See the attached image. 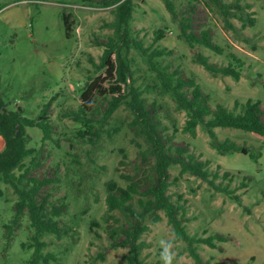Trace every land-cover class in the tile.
Instances as JSON below:
<instances>
[{
  "label": "rangeland",
  "instance_id": "obj_1",
  "mask_svg": "<svg viewBox=\"0 0 264 264\" xmlns=\"http://www.w3.org/2000/svg\"><path fill=\"white\" fill-rule=\"evenodd\" d=\"M179 18H189L196 36L208 31L211 43L222 50L213 51L195 46L190 48L178 39L179 26L166 10L162 0H132L134 35L147 47H159L170 55L159 59L162 68L178 70L186 79H193L207 98L210 109L217 106L233 108L234 102H259L264 122V0H220L241 7L239 13L252 24L242 27V21L225 19L211 0H171ZM70 5V6H69ZM112 7L96 2L83 4L73 0H0V97L7 110L21 107L24 116L34 119L45 104L50 106L47 118L52 126V139L44 144L38 156L39 167L31 172L36 179H49L40 197H47L50 205L63 204L59 217L62 226L71 229L68 236L57 239L45 235L44 254L52 258L47 264H127L124 256L129 247H115L124 239L131 218L118 211L108 213L106 186L114 182L125 188L138 183L139 192L154 181V158L149 154L145 138L132 128L131 112L121 105L104 122L100 136L94 143L78 136L82 125L67 114L82 108L81 94L99 78L105 69L98 68L107 37L112 34L106 24L112 21ZM68 15V24L65 16ZM72 18V19H71ZM162 30L164 38L154 43V32ZM124 53V52H123ZM208 57L215 66H226L229 54L241 62L239 81L231 77L211 75L195 57ZM133 84L143 95L151 119L157 124L158 134L166 149L186 148L189 154L207 161L212 173H218L216 184L234 192L233 199L214 191L207 182L185 174L178 177L179 166L168 169L167 194L175 201L182 197L185 207L187 233L200 238L218 235L225 239L211 249L197 245L201 264H264V137L231 128H216L219 141L229 139L243 146L255 156L232 153L221 156L209 146L203 126L196 129V137L181 133L186 116L177 109L172 96L159 88L155 75L145 59L135 50L127 53ZM99 83V82H98ZM113 81L99 83L107 90ZM124 86H122L123 88ZM110 94L96 89L89 97L86 116L101 120ZM31 137L29 148L40 149L41 132L27 129ZM4 143L0 137V152ZM29 158L25 164H29ZM227 174L226 178L222 175ZM135 199L132 204L136 206ZM17 201L12 188L0 177V264H30L32 229L27 213L6 237ZM158 223L149 216L148 227L141 240L147 244L141 261L161 264L159 241L172 239V229L162 211ZM111 232H116L112 237ZM174 264H195L187 251V244L176 242ZM43 264V263H41Z\"/></svg>",
  "mask_w": 264,
  "mask_h": 264
},
{
  "label": "trees",
  "instance_id": "obj_2",
  "mask_svg": "<svg viewBox=\"0 0 264 264\" xmlns=\"http://www.w3.org/2000/svg\"><path fill=\"white\" fill-rule=\"evenodd\" d=\"M73 1H79L83 4L96 2L104 7H112L113 19L106 24L112 34L107 37L98 64V68L105 69V77L102 81L97 78L91 83L81 94L82 108H79L75 113L67 114V116L82 125L83 130L78 131V136L87 137L88 143H94V139L100 136L99 129L105 124L104 122L111 117L119 106L124 105L133 116L130 126L136 128L137 135L145 138L150 147L149 154L154 158L155 181L145 191L139 192V185L135 182H131L125 188L117 186L114 182H109L106 186V211L108 213L118 211L132 219L128 227L121 230L124 239L113 246L129 247L128 254L124 256L127 264H144L140 258L143 249L147 248V244L141 240L142 235L148 230L145 220L149 216H153V222L158 223L161 217L156 212L162 211L167 224L172 229L173 240L186 243L188 254L194 263L201 264L202 259L197 252V245H205L214 249L215 243H222L225 239L218 235L200 238L187 233L182 197L178 196L175 201H172L167 194L169 188L168 169L177 165L179 166L178 177L185 174L197 177L207 182L214 191L224 193L236 200L239 198L234 196V192L231 190L216 184L219 174L210 171L207 161H202L189 154L183 147H174L173 153H170V148H165V144L158 134L157 124L152 121L151 113L145 105L143 93L133 84L127 53L130 50H135L145 59L149 70L155 75L160 90L169 93L176 103L177 109L185 113L186 119L181 128V133L195 138L197 127L203 126L209 138V146L221 156L241 153L255 159V156L243 146H238L229 139L219 141L215 129L231 128L264 137V122L262 121L260 103L253 101L234 102L232 109L223 106H217L215 110L210 109L206 96L193 79L183 78L178 70L170 72L161 67L158 60L170 55V51L157 46L147 47L134 35L131 27L134 9L132 0ZM162 1L172 19L178 23V39H184L190 48L200 46L218 55L223 53L218 46L211 43L208 31H201L200 35L196 36L191 29L190 19L179 18L171 0ZM211 2L218 8L225 19V25L229 29H233L227 20L229 17L241 20L242 27L254 22L249 16L245 21L242 15L236 13L241 10L238 3L227 4L220 0H211ZM65 19V23L68 24L69 16L66 15ZM163 38L164 32L162 30L154 32L155 44ZM228 58L230 62L226 66H215L209 62L208 57L201 54H198L194 61L211 75L231 77L233 80L239 81L242 62L233 54H229ZM106 80L113 81V85H110L105 91L98 84H102ZM122 86L124 87L122 88ZM96 89L103 95H111L103 117L97 122V127L95 126L96 121H92L86 116L88 99ZM49 106V103L45 104L37 117L29 119L24 116L21 107H16L15 110H7V104L0 97V137L4 143V149L0 152V177L3 183L12 188L13 194L17 198L14 204L15 214L10 224L5 226L6 237L11 238L14 228L19 225L21 218L27 213L29 226L33 231L30 244V247L33 248V254L30 264H47L52 258L50 254L43 253L46 243L42 238L45 235H53L57 239H61L71 232L70 228L59 223L63 204L50 205L47 197H40L42 188L52 181L49 179L39 180L31 176V172L39 167L37 157L40 156L42 147L52 139L53 129L47 118ZM29 128H37L41 132V145L38 150L28 147L31 141L27 132ZM28 158L30 159L29 164L26 165L25 160ZM222 177L226 178L227 174H223ZM135 196H138L135 200L136 206L132 204ZM111 236L115 237L116 232H111Z\"/></svg>",
  "mask_w": 264,
  "mask_h": 264
},
{
  "label": "clouds",
  "instance_id": "obj_3",
  "mask_svg": "<svg viewBox=\"0 0 264 264\" xmlns=\"http://www.w3.org/2000/svg\"><path fill=\"white\" fill-rule=\"evenodd\" d=\"M175 246L176 242L172 239H161L159 241V259L161 264H174L177 256Z\"/></svg>",
  "mask_w": 264,
  "mask_h": 264
},
{
  "label": "crops",
  "instance_id": "obj_4",
  "mask_svg": "<svg viewBox=\"0 0 264 264\" xmlns=\"http://www.w3.org/2000/svg\"><path fill=\"white\" fill-rule=\"evenodd\" d=\"M70 17V16H69ZM72 19V18H71Z\"/></svg>",
  "mask_w": 264,
  "mask_h": 264
},
{
  "label": "built area",
  "instance_id": "obj_5",
  "mask_svg": "<svg viewBox=\"0 0 264 264\" xmlns=\"http://www.w3.org/2000/svg\"><path fill=\"white\" fill-rule=\"evenodd\" d=\"M70 6V5H69Z\"/></svg>",
  "mask_w": 264,
  "mask_h": 264
}]
</instances>
